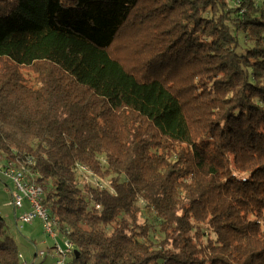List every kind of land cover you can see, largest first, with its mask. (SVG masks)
<instances>
[{
    "label": "trees",
    "instance_id": "1",
    "mask_svg": "<svg viewBox=\"0 0 264 264\" xmlns=\"http://www.w3.org/2000/svg\"><path fill=\"white\" fill-rule=\"evenodd\" d=\"M0 156L71 264H264V0H0Z\"/></svg>",
    "mask_w": 264,
    "mask_h": 264
},
{
    "label": "rangeland",
    "instance_id": "2",
    "mask_svg": "<svg viewBox=\"0 0 264 264\" xmlns=\"http://www.w3.org/2000/svg\"><path fill=\"white\" fill-rule=\"evenodd\" d=\"M124 53L129 55L125 51ZM126 62L128 67L136 64L130 58H126ZM7 163L4 157L0 156V215L6 221L9 235L14 238L18 245L21 264H60L63 257L57 252V248H60L61 252H65L67 250V238L59 227L55 228V238L46 233L40 219L35 220L32 224L24 225L20 230L18 229L15 216L20 218L27 207L18 210L12 205L13 184L4 171ZM91 174L90 172L81 174L80 179H85L87 182L91 180L94 184L110 188L108 180H100ZM49 185L45 188L48 189ZM39 253H44V256H39ZM65 264H71L70 257H67Z\"/></svg>",
    "mask_w": 264,
    "mask_h": 264
},
{
    "label": "built area",
    "instance_id": "3",
    "mask_svg": "<svg viewBox=\"0 0 264 264\" xmlns=\"http://www.w3.org/2000/svg\"><path fill=\"white\" fill-rule=\"evenodd\" d=\"M27 163L31 164L32 162ZM4 171L13 184L12 205L18 210L27 207L26 211L18 218V229L20 230L24 225L32 224L35 220L40 219L46 233L55 238V228L59 227V222L50 217L43 204L45 192L44 188L36 182L35 178L38 174L34 175L28 171L26 165H17L12 162L7 163ZM73 251V243L67 238V250L61 252V249L57 248V252L63 257L60 264H65L67 257H71ZM39 256H44V253H39Z\"/></svg>",
    "mask_w": 264,
    "mask_h": 264
},
{
    "label": "crops",
    "instance_id": "4",
    "mask_svg": "<svg viewBox=\"0 0 264 264\" xmlns=\"http://www.w3.org/2000/svg\"><path fill=\"white\" fill-rule=\"evenodd\" d=\"M15 219H16V225H17V227H18V217L15 216Z\"/></svg>",
    "mask_w": 264,
    "mask_h": 264
}]
</instances>
